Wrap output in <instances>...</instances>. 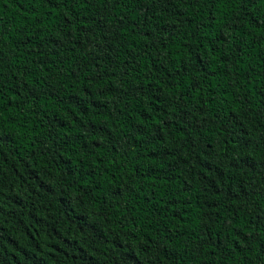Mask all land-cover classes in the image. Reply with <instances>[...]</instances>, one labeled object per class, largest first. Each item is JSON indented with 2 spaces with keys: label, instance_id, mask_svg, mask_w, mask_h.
I'll use <instances>...</instances> for the list:
<instances>
[{
  "label": "trees",
  "instance_id": "1",
  "mask_svg": "<svg viewBox=\"0 0 264 264\" xmlns=\"http://www.w3.org/2000/svg\"><path fill=\"white\" fill-rule=\"evenodd\" d=\"M0 264H264V0H0Z\"/></svg>",
  "mask_w": 264,
  "mask_h": 264
}]
</instances>
